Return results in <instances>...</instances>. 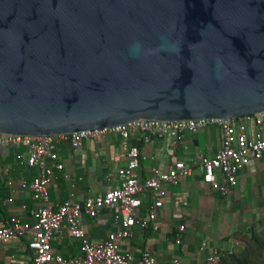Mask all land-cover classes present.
I'll return each mask as SVG.
<instances>
[{
	"label": "water",
	"instance_id": "water-1",
	"mask_svg": "<svg viewBox=\"0 0 264 264\" xmlns=\"http://www.w3.org/2000/svg\"><path fill=\"white\" fill-rule=\"evenodd\" d=\"M264 110V0H0V137Z\"/></svg>",
	"mask_w": 264,
	"mask_h": 264
},
{
	"label": "crops",
	"instance_id": "crops-1",
	"mask_svg": "<svg viewBox=\"0 0 264 264\" xmlns=\"http://www.w3.org/2000/svg\"><path fill=\"white\" fill-rule=\"evenodd\" d=\"M143 137L144 133L136 131L124 141L118 134L109 133L84 139L77 148L66 141L55 144L45 154L46 165L51 169L45 200L31 195L30 183L39 170L26 163L25 149L0 148V227L12 218L32 223V212L39 208L55 211L66 200L81 202L117 187L118 171L127 161V149L135 146L140 155L135 173L141 181L166 171L177 160H182L191 173L179 177L175 185L165 186L167 194L155 209V220L145 227L141 222L153 203V194L145 192L139 196L141 205L136 209L135 224L130 235L120 242L121 250L133 257L129 264H138L144 246L149 247L158 264H172L175 258L180 264H207L214 249L219 254L241 250V239L250 225L264 215V156L243 165L235 185L216 171V183L225 188L222 192L203 183L196 163L198 156H213L219 148L221 130L217 126L186 132L176 139L152 136L144 142ZM56 165L62 167L58 169ZM115 213L116 209L101 208L95 217L83 214L82 238L70 236L62 227L50 241L51 253L63 258L82 257L83 240L100 243L120 229ZM181 226L183 230H179ZM30 240L31 235L27 234L0 242V264H31Z\"/></svg>",
	"mask_w": 264,
	"mask_h": 264
},
{
	"label": "built area",
	"instance_id": "built-area-1",
	"mask_svg": "<svg viewBox=\"0 0 264 264\" xmlns=\"http://www.w3.org/2000/svg\"><path fill=\"white\" fill-rule=\"evenodd\" d=\"M213 125L221 130L220 146L213 156H198L196 163L202 171L203 183L225 192V188L216 183V171H221L225 180L230 185H235L238 171L242 166L264 156V110L256 114L226 119L139 120L113 127L42 137L7 134L0 137V148L25 149L26 163L29 166H36L39 170L38 175L33 177L30 183L31 195L34 199L45 200L51 175V169L45 162V154L60 141H66L72 148H77L84 139L116 133L126 141L130 134L140 131L144 133V142H148L152 136L176 139L183 133H195L200 128ZM126 157L125 165L118 171L117 187L107 189L81 202L66 200L55 211L49 207L39 208L32 212L34 219L32 223L12 218L9 223L0 227V242L6 243L13 238L30 234L28 248L32 252L31 264H50L51 262L56 264H129L133 257L121 250L120 242L130 235L131 227L135 224L136 209L141 205L139 196L145 192L153 194V203L141 222V225L145 227L148 222L155 220V209L162 205V199L167 194L165 186L175 185L179 177L189 175L191 169L182 160H177L166 171L156 172L141 181L135 173L140 158L137 147L130 146ZM61 167L56 165L58 169ZM101 208L116 209L114 220L120 223V229L100 243L83 240L81 245L83 256L80 258H63L51 253L50 241L59 229L66 227L70 236L82 238L84 231L80 225L81 216L84 214L95 217ZM179 230H183V227L181 226ZM219 255L218 249H214L207 258V262L214 263ZM138 264H158L148 246H144L140 251ZM172 264H180V261L175 258Z\"/></svg>",
	"mask_w": 264,
	"mask_h": 264
},
{
	"label": "trees",
	"instance_id": "trees-1",
	"mask_svg": "<svg viewBox=\"0 0 264 264\" xmlns=\"http://www.w3.org/2000/svg\"><path fill=\"white\" fill-rule=\"evenodd\" d=\"M241 241V250L223 251L214 263L207 264H264V215L250 225Z\"/></svg>",
	"mask_w": 264,
	"mask_h": 264
}]
</instances>
